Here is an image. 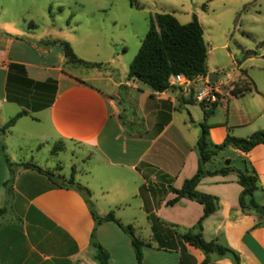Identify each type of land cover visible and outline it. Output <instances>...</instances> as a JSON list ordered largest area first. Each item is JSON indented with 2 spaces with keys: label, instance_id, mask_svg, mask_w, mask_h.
Listing matches in <instances>:
<instances>
[{
  "label": "crops",
  "instance_id": "crops-1",
  "mask_svg": "<svg viewBox=\"0 0 264 264\" xmlns=\"http://www.w3.org/2000/svg\"><path fill=\"white\" fill-rule=\"evenodd\" d=\"M51 40L60 39H40L37 44L28 33H11L0 25V127L18 112L28 111L6 133L0 132V206L11 201L13 210L0 223V264H99L91 245L95 221L83 196L19 165L38 164L34 158L13 161L9 153L11 146L20 150L60 141L65 149L70 143L98 157L95 177L106 203L100 205L98 199L97 211H114L151 245L144 250V264L202 263L203 251L180 234L198 223L203 205L188 198L167 205L175 197L169 185L180 188L198 170L195 147L204 113L195 115L193 109L200 106L196 92L203 85L201 76L191 90L177 86L155 92L128 79L129 71L117 78L116 69L106 75L89 74L82 66L68 69L63 47ZM103 65L95 68L104 69ZM209 72L216 71L208 66ZM95 81L107 83L100 87ZM251 91L253 87L219 101L208 120L213 142L222 143L229 133L247 137L264 130V92L255 86V94H246ZM6 156L15 172L10 188L5 185L12 177ZM246 164L259 176L263 189L256 198L264 205V144L248 153L229 147L207 168L243 169ZM197 189L219 201L218 209L203 221L205 239L239 252L241 264H264V218L242 210L243 187L237 173L206 176ZM139 231H146L147 237ZM96 237L109 252L111 264H138L131 238L118 224L99 225ZM169 241L179 249H166ZM212 258L207 264H234L229 257Z\"/></svg>",
  "mask_w": 264,
  "mask_h": 264
},
{
  "label": "rangeland",
  "instance_id": "rangeland-1",
  "mask_svg": "<svg viewBox=\"0 0 264 264\" xmlns=\"http://www.w3.org/2000/svg\"><path fill=\"white\" fill-rule=\"evenodd\" d=\"M158 13H172L184 24L196 15L208 44V66L225 72L220 81L233 86L250 82L264 92V0H0L1 27L11 33H28L37 44L40 39L66 40L85 60L104 64V69L84 68V72L106 75L116 69L117 78L129 71ZM67 68L72 67L68 64ZM94 83L103 87L107 82ZM252 93L255 88L246 94ZM201 110L200 106L193 109L198 116ZM55 144L20 150L11 146L9 153L13 161L34 158L39 166L66 176L75 166L77 179L92 190L91 200L99 209L98 199L100 205L106 199L101 198L95 177L98 157L70 143L53 154ZM139 233L147 237L146 231ZM173 243L164 247L179 249ZM167 264L174 263L169 260Z\"/></svg>",
  "mask_w": 264,
  "mask_h": 264
},
{
  "label": "trees",
  "instance_id": "trees-1",
  "mask_svg": "<svg viewBox=\"0 0 264 264\" xmlns=\"http://www.w3.org/2000/svg\"><path fill=\"white\" fill-rule=\"evenodd\" d=\"M50 43L61 44L65 52L67 64L85 68L101 66V63L80 58L73 50L71 44L66 40H51ZM208 55L209 49L205 40L204 30L196 15H194L192 21L184 24L172 13H158L151 19L149 31L129 66L128 79H137L150 86L155 92H165L177 87L171 84V78L177 74H182L193 80L199 76H207ZM250 85L255 88V85L250 82L246 83V85L236 83L232 93L240 95L244 91L252 89ZM218 105L219 102L211 104L200 102L204 119L199 124L202 132L195 147L199 156L198 170L192 177L187 178L180 188H176L172 184L169 185V191L173 192L175 197L168 200L167 205L173 206L183 198L191 199L203 205L204 213L198 223L192 229L180 234V238L184 242L203 251L206 257L200 264L211 262L213 255L219 258L229 257L234 264H241L239 252L216 240L208 241L205 239L203 235V221L218 209L219 201L216 196L203 193L197 187L206 176L228 175L230 172L235 171L238 176V183L243 187L239 197L242 210L246 213H258L261 204L256 198V192L262 190L263 186L258 174L248 164L243 169L228 165L211 171L207 168V163L229 147L248 153L256 146L264 144V130H257L247 137H239L229 133L222 143L217 144L213 142L210 133L211 125H209L208 120L215 113ZM27 114V110L18 112L3 127H0V132L6 133L21 117ZM64 149L65 145L60 141L53 146L52 153L58 154V152ZM6 160L11 168L12 177L5 182V185L10 188L14 181L15 172L12 170L13 163L8 156H6ZM19 165L34 169L46 175L58 187L76 190L83 196L95 221V227L91 235V245L95 248L94 258L99 264H111L109 252L96 237L97 227L108 222L118 224L130 236L137 262L138 264H144V248L151 245L136 235L135 228L132 225L123 224L115 216L114 211H110L105 215L98 213L91 200L92 191L77 179V169L75 166L72 167L71 174L65 176L53 170L43 169L33 162L21 163ZM59 169H62V167H59ZM11 215H13L11 201L7 202L4 206H0V223Z\"/></svg>",
  "mask_w": 264,
  "mask_h": 264
},
{
  "label": "built area",
  "instance_id": "built-area-1",
  "mask_svg": "<svg viewBox=\"0 0 264 264\" xmlns=\"http://www.w3.org/2000/svg\"><path fill=\"white\" fill-rule=\"evenodd\" d=\"M203 80V85L201 88L196 92V99L198 102H206L208 104L219 102L225 96L234 95L232 93L234 86L229 83H219L217 82H210L208 76H201ZM171 84L175 86H179L186 91L191 90L192 86L195 84V79H189L182 74H177L171 78ZM229 85V87L224 88V86Z\"/></svg>",
  "mask_w": 264,
  "mask_h": 264
},
{
  "label": "water",
  "instance_id": "water-1",
  "mask_svg": "<svg viewBox=\"0 0 264 264\" xmlns=\"http://www.w3.org/2000/svg\"><path fill=\"white\" fill-rule=\"evenodd\" d=\"M224 73L225 72H222V73H220V72H209L207 76H208V79L210 82H217V81H219L221 75ZM258 214L264 218V205H261L259 207Z\"/></svg>",
  "mask_w": 264,
  "mask_h": 264
}]
</instances>
